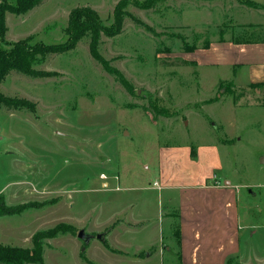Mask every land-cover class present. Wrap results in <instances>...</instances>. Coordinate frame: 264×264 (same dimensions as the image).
Wrapping results in <instances>:
<instances>
[{
  "label": "rangeland",
  "instance_id": "obj_1",
  "mask_svg": "<svg viewBox=\"0 0 264 264\" xmlns=\"http://www.w3.org/2000/svg\"><path fill=\"white\" fill-rule=\"evenodd\" d=\"M121 1L131 17L122 34L101 38L97 58L84 38L75 50L34 67L55 76L12 72L0 89L35 105L34 112L11 111L15 117L0 111V193L9 207L38 206L1 217L0 244L33 249L42 235L44 264H161L158 255L141 262L145 254H137L153 241L177 243L178 212L159 190L160 149L174 152L167 168L177 174L184 168L173 158L189 168L184 148L217 145L222 168L215 174L240 186L247 205L241 258L232 264H264V87L250 85V67L203 64L210 63L203 62L207 42L264 39V5L154 0L143 8L148 0H44L25 15L9 14L0 47L26 39L63 43L77 9L95 11L110 26ZM198 159L199 153L191 157L193 164ZM81 230L96 236L84 253ZM113 230L117 249L97 238ZM167 255L171 261L175 252Z\"/></svg>",
  "mask_w": 264,
  "mask_h": 264
},
{
  "label": "crops",
  "instance_id": "obj_2",
  "mask_svg": "<svg viewBox=\"0 0 264 264\" xmlns=\"http://www.w3.org/2000/svg\"><path fill=\"white\" fill-rule=\"evenodd\" d=\"M248 1L264 5V0ZM214 2L222 8L232 9L234 6L250 8L245 4L235 5L225 4L219 0L210 1V3ZM8 21L9 14L6 17L7 25ZM210 49L208 57L203 61L210 60V63H203L204 65L218 66L224 63L229 67L233 66L235 70L240 66H247L250 67L251 72L250 85L264 83V43L242 45L232 42L212 43ZM10 116L15 117V114L10 112ZM184 149L183 157L189 168L179 163L178 158H173L184 168L177 174H170L167 168L168 160H172L170 152L171 154L174 152L160 149V164L161 158L163 161L159 190L165 191L162 195L165 197L167 207L178 212L180 247L177 243L174 245L169 243L172 246L165 244L162 239L161 247H159L158 243L153 241L137 253L145 254V258H139L138 261L148 262L158 255L161 264H164L163 262H168V264H232L236 259L241 258L239 257L240 242L244 221L241 212L244 207L247 209L246 204L243 206L240 186L232 180H221L215 174L216 170L222 168L217 145L198 147L196 155L199 153L203 161L198 159L197 168H194L196 164L192 163L190 150L188 151L190 148ZM0 194H5V192ZM124 227L128 231L133 230L129 228V225ZM113 233L115 230L105 233V240L109 246L117 249L115 238L112 241ZM170 251L175 252V257L171 261L167 255Z\"/></svg>",
  "mask_w": 264,
  "mask_h": 264
},
{
  "label": "trees",
  "instance_id": "obj_3",
  "mask_svg": "<svg viewBox=\"0 0 264 264\" xmlns=\"http://www.w3.org/2000/svg\"><path fill=\"white\" fill-rule=\"evenodd\" d=\"M44 0H0V41L5 43V38L8 33L6 17L8 14L22 16L31 12L36 7L42 5ZM154 0H148L141 7H146ZM247 2V1H246ZM245 2V3H246ZM250 6V2H247ZM127 1H121L115 8L114 20L110 26H105L102 23L99 15L91 9H77L71 13L68 27L65 30L66 41L60 44L47 45L43 42L32 44L30 40H21L15 43L8 44V48L0 47V89L5 79L12 73L17 72L31 78H50L55 76L50 72H42L34 69L40 62L45 61L51 55H62L73 51L84 38L90 40V51L94 57H98L97 49L101 43L103 36L114 38L122 34L125 19L130 16L127 13ZM257 8L253 3V6ZM131 17V16H130ZM135 23L140 24V21L132 17ZM250 35H253L251 33ZM252 37V36H251ZM257 41H244L237 37H233L231 42L236 45L242 44H259L264 43V39H256ZM211 43L207 42L204 45L205 49L210 47ZM189 52L196 50V47L187 48ZM183 61V60H182ZM185 65H196L195 62L183 61ZM254 87H264V83L252 84ZM6 108L8 111H17L28 109L31 112L35 111V105L19 98H13L4 95L0 90V111ZM196 151L191 147V157H195ZM33 204L21 205L18 207H9L5 203L3 194H0V218L5 216H15L30 209L37 208ZM61 230L52 231L47 234V237L53 238ZM42 235H37L34 238L33 249L14 248L0 244V264H44L43 247L41 244ZM177 246L181 244L180 228L177 225L175 232ZM105 245L108 247L107 242Z\"/></svg>",
  "mask_w": 264,
  "mask_h": 264
},
{
  "label": "water",
  "instance_id": "obj_4",
  "mask_svg": "<svg viewBox=\"0 0 264 264\" xmlns=\"http://www.w3.org/2000/svg\"><path fill=\"white\" fill-rule=\"evenodd\" d=\"M95 237L96 236H94V235L86 233L85 230H81L78 233V239L81 240L84 244V248L82 249V253H84L86 251L85 246H88L90 244L91 240L94 239ZM97 238L99 240H101L102 242H104L105 235L101 234V235L97 236Z\"/></svg>",
  "mask_w": 264,
  "mask_h": 264
}]
</instances>
